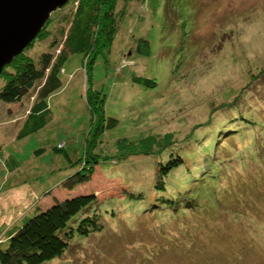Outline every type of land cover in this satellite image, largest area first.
Returning <instances> with one entry per match:
<instances>
[{"label":"rangeland","instance_id":"obj_1","mask_svg":"<svg viewBox=\"0 0 264 264\" xmlns=\"http://www.w3.org/2000/svg\"><path fill=\"white\" fill-rule=\"evenodd\" d=\"M72 3L52 15L49 38L26 50L36 64L53 40H61L69 17L61 12ZM119 11L124 14L119 35L93 72L94 89L107 96L106 117L119 120L105 134L104 147L111 152L120 138L138 141L149 135L159 141L170 136L172 142L158 155L106 161L77 193L120 199L126 181L135 191L143 189L144 201L153 200L157 162L171 154H185L188 169L200 168L192 188L202 186L199 177L212 171L211 164L220 166L206 178L210 199L202 207L162 220L138 213L130 200H111L105 204L103 232L77 237L69 252L46 264H264V132L233 122L249 115L264 130V0H148L121 5ZM90 61L81 54L71 57L64 86L50 99L49 124L37 133L18 138L37 90L18 104L0 101V244L36 208L73 193L60 185L76 170L56 148L82 158L97 124L86 101ZM136 75L158 86L134 84ZM4 85L0 78V90ZM247 146H255L259 162L245 159L252 155ZM10 157L15 170L8 166ZM185 171L176 172L173 181L185 182Z\"/></svg>","mask_w":264,"mask_h":264},{"label":"trees","instance_id":"obj_2","mask_svg":"<svg viewBox=\"0 0 264 264\" xmlns=\"http://www.w3.org/2000/svg\"><path fill=\"white\" fill-rule=\"evenodd\" d=\"M71 1H73L71 8L61 12H67L69 16L68 18L65 17L67 24L61 30V40L51 42L50 51L39 57L38 64L26 53V50L32 48L38 39L45 41L49 38L51 29L48 27L53 21L52 17L37 39L11 65L4 69L0 76L5 80V85L0 90V101L7 104H18L30 93L37 90L36 100L26 117L18 138L22 139L45 129L52 116L50 99L64 86L62 75L66 65L73 55L81 54L84 60L90 58L92 64L87 68L89 92L86 101L91 112V120L94 121L95 119L97 124L92 127L87 135L85 154L82 158L71 157L65 153V149L56 148L57 152H62L71 167L76 170L60 185L74 194H70L63 200L53 201L47 208H36L33 216L23 218L22 223H19L7 234L5 243L0 244V264H46L57 258H62L66 252L71 250V245L77 237L89 238L103 232L105 227L103 218L105 211L109 209L105 204L111 200H118L116 202L130 200L133 202L131 207L135 208L138 213L153 214L162 220L181 218V215L187 214V211H194L208 202L211 184L207 182L208 179L206 178L215 175L213 172L217 171L220 166L219 164H211L212 171L203 173L199 177H202V186L192 188L193 183L198 182L195 178V172L199 167L188 169L185 154H171L166 162H157L158 165L155 166L157 168L156 179L154 184H151L150 190V196L153 197V200L144 201L146 196L143 189L135 191L126 181H122L126 187L124 190L125 197L120 199L109 197L100 201L95 192L77 193L80 186H84L93 180L98 167L106 166V161L116 159L123 162L128 156L158 155L159 152L167 149L172 141L170 136L169 139L164 138V141H159L154 138L155 135L138 138V141L120 138L116 142L115 150L110 152L109 147H104L107 143L105 134L115 129L119 125V120L114 117H106L107 96L93 87L94 64L99 57H103L111 51L120 32V22L124 17V14L120 15V6L147 3L148 0ZM141 42H145V40ZM60 45H62V49L56 54L54 50ZM144 45L148 49L149 45ZM138 51L140 55L144 54L140 46ZM132 81L134 84L145 86L148 89H154L158 86L156 80L137 75L132 78ZM215 113L212 111L211 115ZM236 121L248 123L247 127L259 128L262 133L264 132L261 121L258 122L249 115L233 118V122L237 123ZM232 133L233 135L237 134L238 130ZM250 135H252V131ZM246 149L252 155H246L245 159L249 162L258 161V152L255 146H247ZM39 153L42 152L39 151ZM16 164L15 159L10 157L8 160L9 168L15 170ZM185 170H188L185 182L173 181V178L176 179L174 177L176 172L185 173ZM184 186H188V188ZM150 202L152 203L150 204ZM122 203L125 204V202ZM145 203H148L146 210ZM199 252H201L200 255H204L201 250H198Z\"/></svg>","mask_w":264,"mask_h":264},{"label":"water","instance_id":"obj_3","mask_svg":"<svg viewBox=\"0 0 264 264\" xmlns=\"http://www.w3.org/2000/svg\"><path fill=\"white\" fill-rule=\"evenodd\" d=\"M71 0H0V76Z\"/></svg>","mask_w":264,"mask_h":264},{"label":"bare ground","instance_id":"obj_4","mask_svg":"<svg viewBox=\"0 0 264 264\" xmlns=\"http://www.w3.org/2000/svg\"><path fill=\"white\" fill-rule=\"evenodd\" d=\"M67 13V12H66ZM256 199V198H255ZM259 203V202H258ZM261 204H262V202H261ZM187 264V263H186Z\"/></svg>","mask_w":264,"mask_h":264}]
</instances>
